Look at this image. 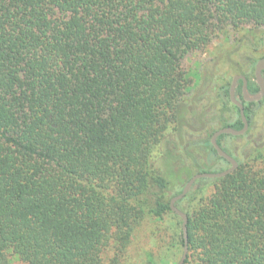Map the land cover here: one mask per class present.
I'll use <instances>...</instances> for the list:
<instances>
[{"label": "trees", "instance_id": "16d2710c", "mask_svg": "<svg viewBox=\"0 0 264 264\" xmlns=\"http://www.w3.org/2000/svg\"><path fill=\"white\" fill-rule=\"evenodd\" d=\"M232 32L263 44L264 0H0V264H120L140 221L180 223L185 182L230 166L201 131L243 125L230 83L212 105L214 74L193 91L182 59ZM241 88L251 127L264 96ZM225 136L237 168L175 202L183 264H264V149L239 158Z\"/></svg>", "mask_w": 264, "mask_h": 264}, {"label": "rangeland", "instance_id": "374dc122", "mask_svg": "<svg viewBox=\"0 0 264 264\" xmlns=\"http://www.w3.org/2000/svg\"><path fill=\"white\" fill-rule=\"evenodd\" d=\"M241 36L242 32H232L228 36L220 34L205 49L188 52L182 59L183 68L192 80L193 91H196L201 84L199 79L204 80L210 74H214L213 88H210L206 94L213 97L212 105L215 103V99H218L217 87L219 84L230 83L236 73L253 75L255 64L264 56L262 42L260 46L252 45V43L256 45L259 43L258 32L250 38L252 43H245ZM231 50V54H226ZM204 97L203 102L207 106L210 100L208 97ZM216 107L218 108V106ZM253 109H255L254 123L251 127L248 125L244 135L225 136L222 139V144L239 158L249 156L250 151L254 148L264 149V106L258 108L253 105ZM219 126L216 120H212L209 128L201 131L200 135L210 136ZM161 162L163 163V160L158 157L157 165L159 167L163 165ZM206 164L214 165L212 162ZM194 188H196L195 184L192 186V189ZM177 221L172 213H166L161 220L146 218L140 221L133 229L120 264H148L144 255L147 250L153 252L157 264L177 262L182 254L181 247H172L173 235L181 229V218L180 223ZM175 235L177 237V234ZM110 255L111 251H108L104 256L107 259ZM8 264L27 263L12 256Z\"/></svg>", "mask_w": 264, "mask_h": 264}, {"label": "water", "instance_id": "95a60500", "mask_svg": "<svg viewBox=\"0 0 264 264\" xmlns=\"http://www.w3.org/2000/svg\"><path fill=\"white\" fill-rule=\"evenodd\" d=\"M263 48H264V39H263ZM263 70H264V56L260 58L257 63L255 64V70H254V75H255V80L259 86V90L256 93H250L247 90V79L243 74L236 73L233 75L230 85H229V98L231 102L236 105L239 109V114L241 121L243 123L242 127L239 129H235L230 126H224L216 129L210 136V142L213 145V147L216 149L218 155L222 156L224 159H226L230 166L222 171H217V172H210V171H200L194 173L183 185L182 190L173 196L170 200V208L171 210L176 213L180 218H181V232L184 240L183 244V249H182V254L179 258V260L174 263V264H183L185 261V258L187 256L188 252V244H187V221H188V216L187 214L180 210L178 207H176L175 202L182 197H184L192 185L195 183V181L199 178H212V177H219L226 175L233 170H235L238 166V162L236 159L228 154L218 143H217V137L220 134H231L234 136L238 135H243L247 129H248V120L245 116L244 113V107L243 103L238 99L237 93H236V86L239 80H242V96L245 101H259L263 96H264V77H263Z\"/></svg>", "mask_w": 264, "mask_h": 264}]
</instances>
